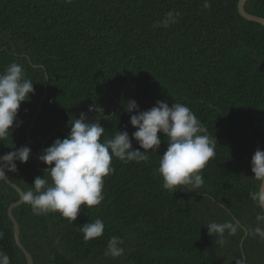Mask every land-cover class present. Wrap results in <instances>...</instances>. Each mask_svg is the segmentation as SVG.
Here are the masks:
<instances>
[{
  "label": "trees",
  "instance_id": "16d2710c",
  "mask_svg": "<svg viewBox=\"0 0 264 264\" xmlns=\"http://www.w3.org/2000/svg\"><path fill=\"white\" fill-rule=\"evenodd\" d=\"M238 1L209 0L204 8V0H0V73L20 63L35 89L18 111L22 123L0 140L6 154L30 139L29 160L6 170L23 191L37 176L51 183L38 157L81 113L99 119L101 141L119 130L132 139L129 99L140 110L157 100L185 104L217 139L197 190L162 187L167 137L158 133L159 152L149 151L147 161L112 159L104 200L82 205L73 223L59 212L36 215L24 202L15 207L34 264H264L259 236L226 233L220 243L207 229L232 217L254 229L264 212L249 196L257 188L251 158L264 150V26L243 18ZM245 9L264 17V0H247ZM169 11L181 13L177 22L157 26ZM132 145L140 148L135 139ZM19 199L0 180V251L11 264H28L8 216ZM97 218L102 236L85 241L81 225ZM112 236L123 240L124 255L105 254Z\"/></svg>",
  "mask_w": 264,
  "mask_h": 264
},
{
  "label": "clouds",
  "instance_id": "9594fccd",
  "mask_svg": "<svg viewBox=\"0 0 264 264\" xmlns=\"http://www.w3.org/2000/svg\"><path fill=\"white\" fill-rule=\"evenodd\" d=\"M203 7H210L209 0H204ZM180 15V12L169 11L157 26L167 28L176 23ZM34 91L33 81L27 78L22 64L13 61L0 73V140L7 138L22 123L17 119L18 111L22 102L28 100L29 94ZM124 107L131 114L130 124L136 129L131 134L132 139L140 148H133L126 130H119L113 138L101 141L105 128L99 119L91 121L85 113H81L79 118L69 121L68 135L56 138L38 157L49 166L45 173L51 178V183L44 175L37 176L33 187L20 193V199L31 206L34 214L59 212L69 223H73L82 205L91 208L104 200V178L114 172L112 159L115 157L125 163L147 161L149 151L159 152L161 137L158 133L167 137V148L160 155L158 167L163 178L162 187L174 193L185 187L191 191L203 186L202 170L216 154L217 139L209 135L194 112L185 104L175 102L169 106L162 100H157L147 110H140L134 99L127 100ZM30 153V147L21 146L0 154V180L7 178L5 170L17 171L16 161L26 163ZM251 170L257 188L249 196L258 208L264 209V150L257 148L254 152ZM219 206L231 216L230 209L224 204ZM256 220L254 229L235 217L224 222H210L207 229L215 239L219 237L220 243L224 242L226 233L234 236L238 231L264 240V227L261 226L264 225V212L258 214ZM104 228V221L97 218L81 225L79 230L84 234L83 239L89 241L101 237ZM3 235L0 232V238ZM122 244L120 237L112 236L105 254L113 258L124 255ZM0 264H11L10 257L3 251H0Z\"/></svg>",
  "mask_w": 264,
  "mask_h": 264
},
{
  "label": "water",
  "instance_id": "95a60500",
  "mask_svg": "<svg viewBox=\"0 0 264 264\" xmlns=\"http://www.w3.org/2000/svg\"><path fill=\"white\" fill-rule=\"evenodd\" d=\"M246 2H247V0H239L238 1V11H239L240 15L243 18H245V19H247L249 21H254V22L260 23V24H262L264 26V17L258 16V15H255V14H251V13L247 12V10L245 9ZM29 140L30 139L28 138V140L22 146H27ZM6 177L7 178L5 179V181L10 186H12L19 194L21 192H23V190L18 185H16L14 182H12L8 178L7 173H6ZM262 190H264V189H262ZM22 203H23V201L21 199H19L16 202H13L8 207V216H9V218L11 219V221L13 223L14 236H15L16 244L22 249L23 253L25 254L26 259H27V263L28 264H34V261H33L31 253L25 248V246L22 244V242L20 240V226H19L18 221L16 220V218L14 217V214H13V209L15 207L19 206ZM263 211H264V209H263ZM244 263H245V258H244L243 262L239 263V264H244Z\"/></svg>",
  "mask_w": 264,
  "mask_h": 264
},
{
  "label": "rangeland",
  "instance_id": "374dc122",
  "mask_svg": "<svg viewBox=\"0 0 264 264\" xmlns=\"http://www.w3.org/2000/svg\"><path fill=\"white\" fill-rule=\"evenodd\" d=\"M15 217V216H14ZM26 248V247H25ZM27 249V248H26ZM246 262V261H245ZM245 264V263H244Z\"/></svg>",
  "mask_w": 264,
  "mask_h": 264
}]
</instances>
